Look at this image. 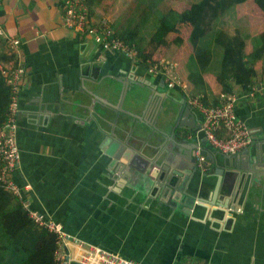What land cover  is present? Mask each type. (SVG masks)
I'll return each mask as SVG.
<instances>
[{"label": "crops", "instance_id": "crops-1", "mask_svg": "<svg viewBox=\"0 0 264 264\" xmlns=\"http://www.w3.org/2000/svg\"><path fill=\"white\" fill-rule=\"evenodd\" d=\"M0 4V35L21 41L27 67L18 117L21 163L13 178L31 187L33 210L82 242L141 264H264L260 79L252 91L238 87L234 94L235 111L253 138L248 155L210 152L190 136V143L199 142L216 158L204 156L198 176L176 181L182 192L176 200L152 175L171 166V153L186 151L183 131L175 128L184 108L191 106L202 124L192 101L203 102L188 93L181 71L172 66L181 90L169 89L162 76L68 29L60 0ZM263 20L255 17L256 27ZM206 83L208 94L220 95L213 79ZM134 92L144 96L141 108L134 106ZM163 100L164 112L174 113L168 126L167 116L156 120ZM77 254L60 245L59 259Z\"/></svg>", "mask_w": 264, "mask_h": 264}, {"label": "trees", "instance_id": "trees-1", "mask_svg": "<svg viewBox=\"0 0 264 264\" xmlns=\"http://www.w3.org/2000/svg\"><path fill=\"white\" fill-rule=\"evenodd\" d=\"M248 1L251 0H130L111 25L114 37L136 51L141 65H158L164 72L166 67L160 64V57H167L168 64L179 60L188 93L206 106L222 105L227 98L224 103L220 100L234 95L238 87L250 91L258 79L264 83V31L253 36L248 21L235 16V8ZM252 1L264 13V0ZM85 2L91 18L98 20L103 17L99 14L107 11L100 8L107 0ZM180 3L185 7H178ZM3 14L0 4V16ZM148 26L149 35H142ZM6 42L0 35V124L11 97L2 71L18 65ZM207 78L219 85L220 95L207 93ZM175 88L181 90L178 85ZM41 246L47 251L38 253ZM59 250L54 235L38 227L20 202L0 185V264H60Z\"/></svg>", "mask_w": 264, "mask_h": 264}, {"label": "built area", "instance_id": "built-area-1", "mask_svg": "<svg viewBox=\"0 0 264 264\" xmlns=\"http://www.w3.org/2000/svg\"><path fill=\"white\" fill-rule=\"evenodd\" d=\"M63 10L64 25L71 31L83 36L95 37L106 49L122 54L133 62L140 63L137 53L124 41L114 37L111 23L105 19L96 20L90 17L89 8L85 0H60ZM2 35V30L0 29ZM10 53L18 61L17 68L3 70L7 86L10 88L11 97L5 120L0 124V185L7 193L12 194L23 206L31 220L40 228L47 229L54 235L57 243L63 246H73L78 254L74 257L68 255L60 259V264H141L128 260L115 251L107 248L84 243L65 231L60 223L49 219L44 213L31 208L28 191L31 187L19 185L13 178L20 167L21 153L18 144L20 98L27 75V67L21 53V41L16 38L7 39ZM162 70L158 65L147 68L154 76H162L167 87L172 89L179 85V78L172 68ZM259 86V85H258ZM257 86V87H258ZM262 86V84L260 85ZM252 91V90H250ZM237 96H229L222 105L206 106L199 100H193L192 105L202 115L201 131L207 143L224 155H236L248 150L253 144L249 127L238 117L235 106ZM224 133L225 137L221 136ZM195 159L199 167L205 163L202 149L195 151Z\"/></svg>", "mask_w": 264, "mask_h": 264}, {"label": "water", "instance_id": "water-1", "mask_svg": "<svg viewBox=\"0 0 264 264\" xmlns=\"http://www.w3.org/2000/svg\"><path fill=\"white\" fill-rule=\"evenodd\" d=\"M163 83L165 82L164 80L162 81ZM142 88H144V86L142 85ZM149 97V96H148ZM151 96L149 97V100L151 99ZM147 98V95L146 97ZM134 106H138V107H142L143 104V99L144 96L139 93V92H134ZM142 101V103H141ZM166 101V100H165ZM163 101H160V105L159 107L161 108V111H158V113H156V120L158 121V119L161 120V123H163L165 120V117L167 116L169 119L163 123L164 125L168 126L173 120H171V115H173L174 113L171 112H164V109L167 107H164L163 105ZM167 110H169L167 108ZM189 117V118H188ZM189 119V120H188ZM177 126H180L181 130L183 131L181 134V137L183 139V144L185 145L186 151L182 154H176V153H171V166L167 165L165 166L161 171H159V173H156V175H152L155 179V182L158 184V186H165L164 189L168 192H170L174 198L176 200H181L182 197V192L181 190L178 188L179 183L176 184V181L178 180H182L183 177H188V178H192L193 176H198V173L201 172V168L199 167V165L197 164L196 159L193 157V152L196 151L197 149H202V147L200 146L199 142L195 143H190L189 142V137H195L197 139V141H200L202 144H206V149L209 150L210 152H213L215 150H213L214 148H212L206 141L204 133L201 131V125L199 123V121L197 120L196 115L192 112L191 106H187L184 108L180 122H178L175 125V128ZM184 126L186 128H184ZM183 127V128H182ZM176 130V129H174ZM174 132V131H173ZM201 144V145H202ZM203 145V147H204ZM209 145V146H207ZM210 152H205L202 151L203 156L205 157H209L212 159H215L216 157L213 156ZM242 155H248V150L244 152V154ZM117 160V159H116ZM117 162V168H120V170L123 169V165ZM151 176V177H152ZM152 180H149V182H151ZM179 191V193H178Z\"/></svg>", "mask_w": 264, "mask_h": 264}, {"label": "rangeland", "instance_id": "rangeland-1", "mask_svg": "<svg viewBox=\"0 0 264 264\" xmlns=\"http://www.w3.org/2000/svg\"><path fill=\"white\" fill-rule=\"evenodd\" d=\"M130 0H107V3L109 6H107V4H103L100 7L101 11L104 10V7L107 8V11L104 12V14H99L100 16H103L102 18L98 19V20H107L110 23L112 22V20L114 19L115 16L119 15L122 13V11H124V9L127 8L128 4H129ZM178 7H185V5H183L182 3L178 4ZM100 12V9H99ZM101 13V12H100ZM235 16L236 17H240V18H244L248 21L249 26H250V33L255 36L258 35L259 33L264 31V25L260 22L259 25L256 27V21H255V17H260L263 16L264 17V13L261 12L259 10V8L256 6V4L251 0L246 2L244 5L238 6L235 8ZM260 20V18H259ZM153 21V20H152ZM264 22V20L262 21ZM152 26V23H149ZM113 27V25H111ZM151 26H148L144 32H142V35L147 36L150 33L151 30ZM113 29V28H112ZM248 48H251V45L248 44ZM248 50V49H247ZM184 51V50H181ZM182 54V53H181ZM173 58H176V55L173 56ZM159 62L161 65H164L165 67L171 68L173 65H175V68L177 71L180 70V62L178 60V62H175V64H168L167 62H169L167 57H160ZM176 63L178 64L176 66ZM171 66V67H169Z\"/></svg>", "mask_w": 264, "mask_h": 264}]
</instances>
